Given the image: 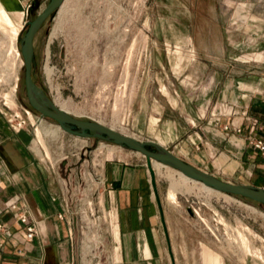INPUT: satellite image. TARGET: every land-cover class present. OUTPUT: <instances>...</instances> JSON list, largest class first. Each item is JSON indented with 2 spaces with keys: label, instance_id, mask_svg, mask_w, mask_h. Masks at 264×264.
<instances>
[{
  "label": "rangeland",
  "instance_id": "obj_1",
  "mask_svg": "<svg viewBox=\"0 0 264 264\" xmlns=\"http://www.w3.org/2000/svg\"><path fill=\"white\" fill-rule=\"evenodd\" d=\"M17 1L10 23L0 22V119L13 130L28 129L29 146L45 164H76L78 176L85 173L87 180L106 160H131L126 154L145 163L141 153L113 141L77 137L54 120L38 119L26 97L20 45L25 22L49 0ZM64 1L34 37L32 77L46 96L68 104L76 118L137 139H158L224 181L264 189L241 167L238 141L229 140L231 133L241 137L231 122L249 114L252 101L264 100V0ZM24 8L26 15L15 12ZM216 129L228 151H214L206 169L194 161L198 149L189 144L218 137ZM151 164L163 209L166 264H264V205L210 192L171 167ZM99 255L102 264H110Z\"/></svg>",
  "mask_w": 264,
  "mask_h": 264
},
{
  "label": "crops",
  "instance_id": "obj_2",
  "mask_svg": "<svg viewBox=\"0 0 264 264\" xmlns=\"http://www.w3.org/2000/svg\"><path fill=\"white\" fill-rule=\"evenodd\" d=\"M249 114L263 118L264 100L252 101ZM216 125L222 130V123ZM215 132L220 135H210L205 141L199 137L189 144L198 149L192 154L194 161L206 169L214 151H228L223 146L225 136L217 129ZM247 134L244 128L241 137L231 133L229 140L238 141L234 148L238 149L241 167L264 183V159L247 147ZM31 142L28 129L13 130L0 119V264H82L71 206L82 189L78 176L81 168L76 164H45L33 153ZM126 155L132 159L106 160L99 168L103 182L96 205L105 216L96 230L99 254L108 256L110 264H166L165 223L157 186L152 187L143 160L135 154ZM63 203L70 210L59 218ZM20 215L27 216L25 223L20 222ZM28 225L35 233L27 239Z\"/></svg>",
  "mask_w": 264,
  "mask_h": 264
},
{
  "label": "water",
  "instance_id": "obj_3",
  "mask_svg": "<svg viewBox=\"0 0 264 264\" xmlns=\"http://www.w3.org/2000/svg\"><path fill=\"white\" fill-rule=\"evenodd\" d=\"M64 0H49L46 6L37 13L32 20L25 22L27 28L21 38L20 54L23 58V83L25 85L26 97L30 107L40 113L42 117H47L54 120L60 128L66 132L77 137L86 138H101L107 141H113L131 151L141 153L145 156V164L149 171L152 187L155 188L156 182L154 179V171L151 160H155L166 166H170L186 177L203 183L209 188L224 193H231L237 196H242L253 202L264 205V189L251 184L233 183L224 181L216 177L212 173H208L199 167H195L191 163L178 157L171 150L161 145L156 140H142L128 134H122L113 127H109L99 121H92L87 119H79L60 109L55 105L43 89L34 82L33 73V58H34V37L37 31L42 26V23L50 18L56 10L61 6ZM188 211L191 213L190 208Z\"/></svg>",
  "mask_w": 264,
  "mask_h": 264
},
{
  "label": "built area",
  "instance_id": "obj_4",
  "mask_svg": "<svg viewBox=\"0 0 264 264\" xmlns=\"http://www.w3.org/2000/svg\"><path fill=\"white\" fill-rule=\"evenodd\" d=\"M25 111L27 114L31 113L29 110ZM242 115V118L238 119L235 124L231 122L234 131L239 134L246 128L248 133L246 136L247 147L259 153L262 159H264V117L251 116L248 114L247 110L242 112ZM42 118L43 117L40 115L38 119L41 120ZM18 125L21 126L20 123H18ZM224 128H227V124L224 125ZM89 180H87L85 173L81 176L80 181L82 182V189L81 192L77 194V197H75L71 206L74 220L77 224L80 258L87 259L86 264H100L102 258L99 256L96 230L100 225V218L104 221L105 216L96 205L97 192L103 182L99 169L89 175ZM93 181L96 183L95 187ZM61 210L62 211L58 213V217L64 218V214L70 210L68 204L63 203ZM26 219V215H20L19 217L22 223H25ZM34 233V227L28 225L26 228V238H32ZM82 264L85 263L82 262Z\"/></svg>",
  "mask_w": 264,
  "mask_h": 264
},
{
  "label": "bare ground",
  "instance_id": "obj_5",
  "mask_svg": "<svg viewBox=\"0 0 264 264\" xmlns=\"http://www.w3.org/2000/svg\"><path fill=\"white\" fill-rule=\"evenodd\" d=\"M19 1H17V0H8V2L7 3H4L3 2V0H0V22L2 23V24H5V25H8L9 23H10V13H9V10H12V8H14V6L16 7V4L18 3ZM64 3H65V1L61 4V8H62V6L64 5ZM59 7V9L58 10H60L61 8ZM27 9L26 8H24L23 10H22V13L21 12H17V11H15L17 14H21V15H26L27 14V11H26ZM24 23V22H23ZM23 23H22V25H23ZM4 25V26H5ZM22 25H19V29H21L23 26ZM17 34V33H16ZM15 34V35H16ZM16 54H18V55H20L19 54V51L18 50H16ZM7 96V95H6ZM5 96V97H6ZM7 97H9V96H7ZM8 100V99H7ZM11 100V99H10ZM9 101V100H8ZM55 105L56 106H58L60 109H62V110H65L66 112H69V113H72L73 111L69 108V105L68 104H66L65 102H63V101H60V100H55ZM38 123H40V122H38ZM37 123V124H38ZM39 125V124H38ZM60 127V126H59ZM122 133V132H121ZM123 134V133H122ZM126 134V133H125ZM42 134H41V131L40 130H37V137H40ZM129 135V134H128ZM41 141V140H40ZM38 142H39V140H38ZM41 144V143H40ZM42 145V144H41ZM44 147V150L47 152V148L45 147V146H43ZM153 164H161V163H159V162H157V161H153ZM162 165H164V164H162ZM164 166H166V165H164ZM166 167H170L169 165L168 166H166ZM172 168V167H171ZM174 169V168H173ZM174 170H176V169H174ZM179 174H180V176L183 178H186V179H190V178H188V177H186L184 174L182 175L181 174V172L180 171H178V170H176ZM190 180H192V179H190ZM193 182H199V181H194V180H192ZM199 183H201V182H199ZM202 185H204L203 183H201ZM205 186V185H204ZM208 190H210V192L213 190V191H216L217 193H222L221 191H217V190H215V189H211V188H209V187H207V186H205ZM170 193H169V198L171 199V201L172 202H175V199H176V197H175V193L174 192H172V191H169ZM245 238V237H244ZM246 243H247V241H246ZM245 243V240L243 239V244L245 245L246 244ZM250 250H252L251 248H250ZM249 256L250 257H252L253 259H255L253 256H251L250 254H249ZM259 257H260V255H259ZM263 262V261H262Z\"/></svg>",
  "mask_w": 264,
  "mask_h": 264
},
{
  "label": "flooded vegetation",
  "instance_id": "obj_6",
  "mask_svg": "<svg viewBox=\"0 0 264 264\" xmlns=\"http://www.w3.org/2000/svg\"><path fill=\"white\" fill-rule=\"evenodd\" d=\"M33 60H34V58H33Z\"/></svg>",
  "mask_w": 264,
  "mask_h": 264
}]
</instances>
